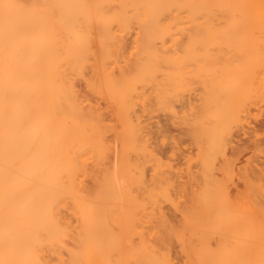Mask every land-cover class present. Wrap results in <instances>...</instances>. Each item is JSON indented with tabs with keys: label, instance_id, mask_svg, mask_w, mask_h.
I'll use <instances>...</instances> for the list:
<instances>
[{
	"label": "bare ground",
	"instance_id": "bare-ground-1",
	"mask_svg": "<svg viewBox=\"0 0 264 264\" xmlns=\"http://www.w3.org/2000/svg\"><path fill=\"white\" fill-rule=\"evenodd\" d=\"M259 22L264 0H0V264H264L263 179L233 195L215 172L246 88L264 84V49L241 34ZM192 30L227 38L218 56L232 59L217 64L210 124L191 132L202 148L196 188L193 175L174 179L141 119L178 115L179 88L196 72L195 46L179 57L176 45Z\"/></svg>",
	"mask_w": 264,
	"mask_h": 264
},
{
	"label": "rangeland",
	"instance_id": "rangeland-1",
	"mask_svg": "<svg viewBox=\"0 0 264 264\" xmlns=\"http://www.w3.org/2000/svg\"><path fill=\"white\" fill-rule=\"evenodd\" d=\"M215 23L216 24H220V25L224 24V22H222V21H215ZM259 25L257 26L258 28L257 27H253V28L249 27L248 28L249 31L246 29V30L242 31L241 34H243V33L244 34H248V35H244V36H248L250 38H253L255 41H257L256 43L259 44L260 49L261 48L264 49V33H263L264 32V22H259ZM198 33H200V32H196V30H192L190 36H188L187 34L180 35L178 37V40H177L178 42H177L176 47H178V49H182L181 51L179 50L178 53H177L179 55V57H182V56L183 57L184 56L188 57V54H186L187 52L185 51L184 48L189 46V42H190V45L192 47L195 46L194 49H193V58H192V60L195 61V62H193V64H192L191 63L192 61H191L190 64L192 65V67H191L192 68V73L196 72L195 74H191V72H190L191 68H189L190 71H188L191 74V76L186 72V83L188 82L189 85L192 87V88L190 87L191 90L187 89L188 83H187V85L185 84L183 87L179 88V92L182 91V92H184V94L183 93L182 94L179 93V95H180L179 97L180 98L176 102V105L178 106V107H176V108H178V109H176V113L178 115L171 116L167 112H164V111L157 112L156 111V112L153 113L154 115L152 114L153 117L152 116L150 117V115L145 114L141 118L143 120V124H145V126H146V130L148 129L149 137H151V138H149V143H151L150 144L151 148H153V150L155 152H157L158 155H160L161 157H163L166 160H169V162L172 165L174 164L173 165L174 166L173 167V174H172L173 176L174 175L176 176V178L174 176V179H177L178 181H180V182H178L176 180L180 184H187V182H188V185H189V183H190L189 178H190L191 181L194 180L191 183H193L192 186L195 187V188L197 187V185H195V184L199 183V181H200V180H196V178L198 176L197 172H198V169H199V159H198V157H199V154H200V150L202 148L201 149L199 148L200 147V144H199L200 142H198L196 139H195L196 142L193 140L194 136H192L193 133L191 134V132H194V130L195 131L198 130L197 132H194V133H198L200 131V129H198L197 127L198 126L201 127V125H199V124H210L208 122H211V121L210 120L208 121V119H205V118H207V116L205 114H207V113L209 114L210 112H212V111H210V109L214 111L216 107L214 105L213 106L215 108L213 106L211 107L212 102L209 101V97L216 98L217 96L220 97V94H222L219 91L220 90V86L217 87L218 85H220L219 81H218L219 80V74H220V71H219L220 65L218 66L217 64H221V63H223V61L225 63H227V61H230V60L232 61L231 58H228V60H227V57H225V59H224L223 57H221V56L219 57L218 56V55H221L219 48L221 49L222 47L225 46V44H223V42L220 43L219 40L227 39V38H225V37L224 38L223 37H215V39L217 38L218 40L216 39L215 42H211L210 43L208 41L210 37H208L206 33H204V32L202 33L201 32L200 37H197ZM205 35L207 36L208 40H207ZM129 38H131V37L129 36ZM129 38H127L128 43L130 42ZM188 38H190L191 40L188 39ZM204 39H206V41ZM201 41H202V44H201L202 46L198 45V43L200 44ZM179 42H181V43H179ZM192 42H193V44H192ZM194 43H196V44H194ZM220 44H221L222 47L220 46ZM207 45H208V47H206ZM198 48H199V50H198ZM209 48H210V50H209ZM211 49H212L213 52L211 51ZM262 49H261V51H262ZM263 52H264V50H263ZM208 54L209 55L211 54L213 59L211 58V55L209 56ZM216 55L218 56L217 58H216ZM207 56H209V57H207ZM204 58L205 59L208 58L207 61H206L207 64L204 62L205 65L203 64ZM215 60H216V63H214ZM208 62H210V63H208ZM263 63H264V60H263ZM190 64L187 67L191 66ZM198 64H200V66ZM202 64H203V66H201ZM208 64H210V65H208ZM214 64L217 65V66H214ZM205 66H207L209 68H207ZM211 66L213 68H217L218 70L216 71V69H213ZM201 67H203V68L201 69ZM198 68H199V70H198ZM212 69L215 70V72H216L214 74L215 76L211 75V74L214 73V72H212ZM202 70H204V71H202ZM261 70L264 71V68L262 69V66H259L258 70H257L258 73L257 72L256 73L258 75V80L261 79V81H264V75H263L264 72L262 73ZM260 71H261V73H260ZM201 74H203V75H201ZM214 77H216L217 80H216V78L214 79ZM188 78H189V80L192 83L190 81H187ZM210 79H212V80H210ZM210 81L211 82L213 81L214 83L213 82L211 83ZM214 84L217 85V86L215 87ZM262 86L264 87V84L260 85V87H261V88L259 87L260 88L259 89L260 93H258V94L256 93V91L254 89L255 86H253V87L250 86L249 89L246 88L247 93H246V96H245V102H244V105L240 108L241 110L240 109L238 110L239 112H238L237 122L233 121L231 123L232 124L231 127H233V128H231L232 132L234 130V132H233L234 135L232 134L233 137L231 136L232 137V142H231L232 144L231 143L229 144L228 148L226 149V153L223 155V157H221L222 155H220V158L218 156V158H216V160H215L216 161V166L217 167L219 166L220 169H221V167L223 169L224 160L225 161L229 160L230 162H232V169L233 170L231 171V173H229V174L227 173L228 175H226V174L224 175V173H223L224 171L220 172L219 168H217V170L215 169V172H216V174H217V176L219 178H224L226 180L227 179L229 180V181L227 180V184H228L227 186L230 185L228 187V189H229V192L231 191L230 193L233 194V195L234 194L238 195V194H242V193H245V192H248V191H252L253 189L250 186V183L251 182H257V181H253L254 178H255L254 180H257L258 178H259L258 180L263 179L262 183H264V88ZM213 87H215V88H213ZM79 88H80L81 93L84 92V94L85 93L89 94L90 97H92L93 100H96L97 102L99 101L98 105L101 108H103V110L105 111V116L106 117H108V118L112 117L111 116L112 115L111 108L106 105L107 101L105 99H103V98L101 99L100 96H97L93 92L88 90V88L85 87V83H83V81H81L79 83ZM218 93H219V95H218ZM251 94H252V96H251ZM251 98L253 100L256 98L254 100L255 102ZM246 99H248V100H246ZM247 101H248V103H247ZM206 102L208 104H206ZM214 102L215 101H213V104H214ZM203 105H205V106H203ZM196 106H198V107H196ZM179 109H181V110H179ZM208 109H209L210 112L208 111ZM244 110H245V112H244ZM199 111L202 113L201 116L198 115V114H201ZM203 111L204 112L206 111V113H204ZM189 112L190 113L192 112L191 115H190ZM193 112H195V113H193ZM194 115L196 116V118H195ZM182 116H183V118H182ZM186 116H188L189 118H195V119H191L190 120ZM198 116H200V117L197 118ZM202 116L203 117L206 116V117L203 118ZM184 117H186V118L184 119ZM200 118L201 119L203 118V119L201 120ZM204 120H206L205 122H207V123H205ZM192 125H194V126H192ZM150 128H151V130H150ZM158 129H160V130H158ZM192 129H194V130H192ZM150 131H151V133H150ZM112 133L113 132H109L108 133L109 136H112L111 135ZM198 139H200V138H198ZM161 154H163L164 156L161 155ZM218 163H220V164H218ZM189 164L191 165L190 167H188ZM221 164L223 166H220ZM189 170L194 171V172L190 173ZM174 171H175V173H174ZM249 172H251V173H249ZM235 173H237V174H235ZM188 174H189V176H188ZM191 175H193V177L195 176V179H193V177ZM231 179H233L232 182L230 181ZM184 200L185 199L182 198L181 202L183 203ZM164 210L166 212L168 211L167 214L169 215V217H171V221L173 223H178L179 222L178 219H180V217H181V211L179 209H176L174 205H171V204L167 203V204H165ZM174 213H175V215H174ZM172 217H173V219H172ZM175 250H177V249L175 248L174 251ZM175 252H176L174 254L175 261L177 263H181L182 259H181L180 254L177 253V251H175ZM176 254H177V257H176Z\"/></svg>",
	"mask_w": 264,
	"mask_h": 264
}]
</instances>
